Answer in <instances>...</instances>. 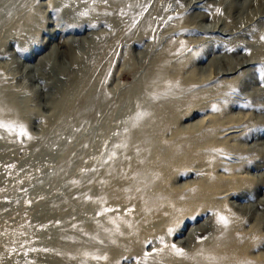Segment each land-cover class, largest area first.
Instances as JSON below:
<instances>
[{
  "label": "rangeland",
  "instance_id": "rangeland-1",
  "mask_svg": "<svg viewBox=\"0 0 264 264\" xmlns=\"http://www.w3.org/2000/svg\"><path fill=\"white\" fill-rule=\"evenodd\" d=\"M157 1L161 11L170 12L166 20L156 23L158 44L146 58L142 56L144 43L131 48L134 63L124 56L126 44L121 45L123 53L112 65L107 83L108 89L119 86V90L113 92L112 103L102 108V116L75 121L69 107L66 111L63 105L55 111L59 116H50L53 89L32 78L35 60L20 56L14 44L7 47V58H0V65L9 64L6 71L12 85L25 90L17 101H25L20 104L35 107L37 113L29 120L26 134H19L18 124L13 126L15 135L10 136L17 142L21 138L22 145L13 146L7 152L9 157L0 160V264H62L65 258L70 262L85 257L90 251L87 230L94 231L95 257L99 259L101 251L107 254L102 264H152L157 258L154 255L162 259L169 250L165 235L172 222L167 215L170 208L154 200L159 191L167 195L173 184L189 180L206 182L223 176V182L235 183L245 181L248 172L251 177L264 176V0ZM35 4L32 0L26 4L25 18L32 19L37 25L33 32L46 40L49 36L44 28L39 29L43 21ZM52 23H56L54 19L44 22L45 31L53 28ZM103 29L108 31L105 24L97 30ZM69 36L63 32L50 44L57 45ZM180 42L185 44L184 51H169ZM251 49H258V54L252 55ZM63 50L70 54L69 49L59 48L58 61L67 67L70 55ZM71 53L85 57L86 48L77 44ZM197 53L199 60L189 63ZM228 62L246 66L227 75ZM244 69L250 75L237 85L224 81ZM126 96L134 100L125 103ZM113 109L121 114L109 117ZM189 110L199 113L178 120ZM203 119L195 131L182 128ZM221 119L234 120L232 129L238 131L221 134L216 141L208 131L218 129L214 126ZM43 124L48 129L42 133ZM224 136L230 138L225 141ZM252 160L259 161L258 167L234 174L233 169L238 171ZM200 161L207 166L196 167L201 170L197 174L175 180V174L171 176L180 166ZM184 192L177 190L178 194ZM253 193L249 198L229 197L230 207L222 205V213L232 224L211 220L210 228L195 241H206L215 228L222 227L233 232L238 243L249 235L264 237V204L259 202L264 198V182ZM212 214L205 212L192 223L186 222L183 234L174 235L172 243L179 247L188 229L203 224ZM119 232L124 233V246L132 243L139 250V259L136 255L114 259L112 242L120 237ZM125 233L133 235L131 243ZM182 245L179 248L188 250ZM254 250L255 256L264 254V243Z\"/></svg>",
  "mask_w": 264,
  "mask_h": 264
},
{
  "label": "bare ground",
  "instance_id": "bare-ground-1",
  "mask_svg": "<svg viewBox=\"0 0 264 264\" xmlns=\"http://www.w3.org/2000/svg\"><path fill=\"white\" fill-rule=\"evenodd\" d=\"M32 2H36L35 7L39 8V20L42 19L43 21L39 25V29L44 28L45 34L49 36L48 39L42 40L38 32H33L35 27L37 28V25L32 23V19H26L29 16L25 18L26 11L24 9L26 4L31 3V0H0V58H7V47L10 44H14L17 46L16 51L20 56L26 59H34L35 65L31 70L35 74L32 78L41 82L45 88L51 87L53 89V94L48 104L51 111L50 116H59L55 114V111L63 105L66 111L67 107H69V112H72L70 115L75 121L82 119V117L104 115L105 110H102V108L112 103V99L116 97L113 92L119 90V86L108 89L107 83L112 65L121 57V45L126 44L127 48L124 56H127L128 61L131 63H134L135 60L130 49L135 46H141L142 43H144L145 47V55L143 54L142 56L144 58L148 57L147 53L151 52L158 44V26L156 23L159 21L163 22L170 15L169 11H161V3L157 0H39V2L38 0H32ZM231 9H235V6H231ZM16 19L18 22H15ZM51 19H54L56 23H52L54 25L53 28L45 31L46 28L43 27L44 22H49ZM104 24L105 28L108 31L110 30V32L104 29L97 30ZM135 24H137L136 29L133 27ZM63 32H68L70 36L63 40L60 39L57 45L50 44L52 39L60 37ZM76 33L82 34V36L75 38L73 35ZM146 41H149V43H145ZM77 44L86 48L85 57L77 56L76 54L75 56L74 53H71V50ZM171 46L168 48L169 51L172 50L171 52L177 50L182 51L185 48V44L182 42ZM63 47L70 51L69 54L68 50H63L70 55V63L67 67H64L58 61L60 57L58 49ZM47 49L50 50L45 53ZM251 50L253 52L252 55L258 54V49ZM35 53L39 54L35 55ZM198 55V53L194 54L190 58L189 63L199 60L200 56ZM238 64L236 62H228V68L225 74H235L236 70H241L246 66V64H242L243 66L239 68ZM8 67L9 64L7 63L0 65V124L4 125L0 127V160H5L9 157L7 152H10L13 146L22 145L21 138L19 139L20 142L14 139L15 136L13 135H15L14 132L16 130H13V126L18 124L20 126L19 134H21L28 127L29 120L37 115L35 113V107L22 106L20 103H25V101H17L18 95L23 96L25 90L17 89L12 85L10 82L11 78H9L10 75L6 71ZM250 72V70L244 69L238 75L228 77L224 81L237 85L241 79L249 77ZM198 80L196 78V81ZM133 100L132 96H126L123 102L128 103ZM199 108L203 109L204 107ZM129 111L127 110L124 114H127ZM192 111L194 110H189L187 113L179 116L178 120L190 119V117L199 113L198 111ZM25 114L28 117L25 116L26 119L24 120L26 121L23 122V115ZM109 114V117L115 118L121 114V111L113 109V111H109ZM203 121L204 119L192 122L191 124L182 126V128L184 130L195 131L202 126ZM22 122L26 124L23 125ZM234 122V120L225 122V120L221 119L218 122L219 124L216 122L214 126L218 129L209 130L208 133L212 135L211 137L217 138L216 141H218V137L221 134L229 135L238 131L232 129V127H236L232 124ZM227 124L230 125L227 126ZM115 127L116 129L119 128V126ZM42 129L43 133L48 128L43 124ZM10 133L13 135L10 136ZM232 137L235 138L237 136ZM229 138L224 136L225 141ZM37 139L39 140V137ZM37 143L38 141L36 145ZM218 144H223V142L219 141ZM36 145L32 146V148H35ZM204 164V161H200L199 164L198 162H191L171 172V176L175 174L174 180L182 177H191L200 170H195V168H200ZM259 164V161L252 160L241 165L238 171L233 169V172L234 174H245L249 169L255 166L258 167ZM248 173L245 176V181H236L235 183H232L233 181L223 182L225 178L223 176L211 178L208 175L211 179H208L209 181L206 182L189 180L182 185L176 186L173 184L171 187L173 191L170 190L167 195H163L162 191H159L155 195L154 200L157 203L165 202L166 206L164 208H170L167 211L169 213L167 215L170 218L168 220L172 222L165 235V238L167 237L168 239L167 244L169 247L167 248L169 250L165 254H162V259H159L158 255H154L157 258L155 257L156 259L152 264H264V254L255 256L252 253L257 245L264 243V237L261 235L259 238L255 235L245 236L241 238L243 241L238 243V238L232 237L233 232L229 233L226 228L222 227V230L215 228L210 238L206 241L201 243L195 241L198 234L210 228L211 220L217 221L220 219V216H225L222 213L225 211L222 205H226L227 203L230 207L228 202L229 197L239 199L253 197L254 190L261 188L264 182V176H260V178L257 176L251 177L248 176ZM178 189L185 192L178 194ZM147 200L149 199H145L144 202H149ZM259 202L264 204V198ZM164 208L162 210L166 209ZM205 212H213V214L203 224H199L198 226L193 225L188 229L189 231L185 238L183 240L181 239V241L178 240L179 247L183 246L182 243H185L189 247L188 250H184L183 255L178 254L172 247L174 245L172 243V237L174 235H182L185 223H192L198 216L203 215ZM228 223L232 224L229 220ZM229 226L233 228V225ZM93 232L92 230H87L86 232V238L90 240V251H88V255L86 254L85 257H77L75 260L70 257L72 259L70 262L65 261L66 258L62 259V264H102L104 262L107 256L105 254L106 252L101 251V257L99 259L93 253V240H95ZM125 236L127 242L131 243L130 240L133 239V235L125 233ZM123 237L124 233H121L120 237L117 236L114 242H112V248L114 247L115 252L114 259L118 261L121 258L127 259L133 255H136L139 259V250H136L132 243L130 246H124ZM100 239L107 241L102 236ZM143 243L145 245L147 243L146 240ZM201 246L203 248H199ZM179 247L175 245V248Z\"/></svg>",
  "mask_w": 264,
  "mask_h": 264
},
{
  "label": "snow or ice",
  "instance_id": "snow-or-ice-1",
  "mask_svg": "<svg viewBox=\"0 0 264 264\" xmlns=\"http://www.w3.org/2000/svg\"><path fill=\"white\" fill-rule=\"evenodd\" d=\"M261 39H264V37H261ZM3 126H4V125L0 124V127H3ZM21 134H26V132H25V131H22ZM220 222H222V223H224L225 225H227V223H228V218L225 217V216H220ZM172 247L175 249V251H176L178 254H180V255H183V254H184V250H183V249L175 248V245H173Z\"/></svg>",
  "mask_w": 264,
  "mask_h": 264
}]
</instances>
